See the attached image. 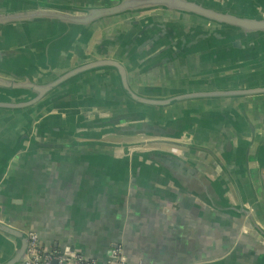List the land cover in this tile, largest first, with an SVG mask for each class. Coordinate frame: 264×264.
Returning <instances> with one entry per match:
<instances>
[{"label":"crops","instance_id":"crops-1","mask_svg":"<svg viewBox=\"0 0 264 264\" xmlns=\"http://www.w3.org/2000/svg\"><path fill=\"white\" fill-rule=\"evenodd\" d=\"M38 1L86 5L109 0ZM221 1L238 13L262 11L260 0ZM21 5L18 0H0V11L18 10L23 8ZM29 7L32 5L25 6ZM108 25L114 30L108 31ZM118 25V22H111L97 30L91 39L89 53L101 38L118 36L122 42L123 30L115 29ZM23 29L34 37L40 28L26 25ZM30 39L26 43L35 44L38 37L35 41ZM119 43L113 46L112 56L121 52ZM49 51L52 56L54 48ZM196 56L202 57L190 53L143 76L140 75L144 72L134 75L132 84L137 87L187 86L191 78L187 80L186 77L194 72ZM77 61L74 56L73 63ZM164 73L170 75L161 77ZM152 75L155 78L145 80V76ZM112 76L114 74L104 78L93 72L77 77L65 86L67 94L42 111H38L39 107L0 111V140L3 139L0 141V219L9 218L12 225L37 232L46 244L60 248L68 246L98 260H105L110 248L122 242L129 264H264V240L243 217L218 214L184 192L160 169L152 173L147 168V172L140 173V166H137L139 172L130 174L131 164L126 166L119 162L123 155L130 160H140L137 151H170L178 146L140 144L149 139L145 136L109 135L103 140L124 142L127 146L96 144L58 149L29 146L19 150L8 162L7 156L14 143L5 137L17 128L22 131L30 126V134L36 133L41 141L68 143L72 137L66 135L65 130H71L74 116L86 115L85 112L96 115L147 109L161 122L185 117L193 119V126L188 129L192 142L214 150L228 168L232 180L209 153L184 147L177 151L210 176L217 177L231 198L237 201L239 193L245 204L256 208V216L264 225V199L257 170L258 150L264 144V95L200 99L149 108L126 98L111 80ZM215 100L234 102L210 107L208 101ZM222 113L235 116L237 126L220 118ZM39 122L36 130L34 125ZM251 138L254 142L251 154H247ZM228 140H232L230 152L226 151ZM145 165L152 168L149 161ZM252 187L258 193L262 211L256 207ZM13 240L0 233V261L10 255Z\"/></svg>","mask_w":264,"mask_h":264},{"label":"water","instance_id":"water-1","mask_svg":"<svg viewBox=\"0 0 264 264\" xmlns=\"http://www.w3.org/2000/svg\"><path fill=\"white\" fill-rule=\"evenodd\" d=\"M18 1L22 2L23 8L0 11V111L16 112L32 107H39L38 111H42L68 93V90H61L62 87L93 72L104 78L114 74L111 80L126 98L149 108L200 99L264 95V66H261L264 65V0H260L262 11L255 14L238 13L221 0H109L86 5ZM27 5L32 7L25 8ZM128 15L138 16L119 23L115 28L123 30V43L118 36L101 38L89 53L91 39L97 30ZM26 25H36L40 29L33 37L24 31ZM21 30L25 33L22 34ZM111 30L114 29H108ZM36 36L35 44L26 43L30 38L35 41ZM118 42L122 45L119 47L121 52L112 56L113 46ZM53 48L51 56L49 50ZM190 53L201 54L202 57L196 56L194 72L186 77L187 80L191 78L187 86L137 87L132 84L134 75L144 72L140 75L143 76ZM74 56L78 61L73 63ZM237 60L243 61L237 63ZM243 69L248 70L238 72ZM169 75L164 73L160 76ZM145 77V80L155 78L154 75ZM85 114L72 118L71 130H65V134L72 137L68 143L41 141L36 133L30 134V126L22 131L18 128L11 131L5 137L14 143L7 156L8 162L19 150L29 146L44 149L96 144L127 146L124 142L104 141L103 138L109 135L145 136L149 139L140 144L178 146L170 151H137L141 161L133 157L130 160L123 155L119 162L126 166L131 164L130 174L139 172L137 166H140V173L147 172V168L152 173L160 169L167 178L172 177L175 185L178 184L184 192L218 214L243 217L264 240V225L256 216V208L245 204L239 193L237 201L231 198L217 177L210 176L201 166L177 151L184 147L209 153L232 180L228 168L214 150L192 142L188 129L193 126V119L176 117L161 122L154 119L147 109ZM220 118L237 126L235 116L222 113ZM249 124L253 130V124L250 121ZM34 126L37 130L40 122ZM184 138L191 142L182 141ZM253 142L251 138L247 154H251ZM231 150L232 140H228L226 151ZM147 161L152 168L145 165ZM257 170L264 199V144L258 150ZM252 190L256 207L262 211L258 193L254 187ZM28 231L12 225L9 218L0 219V233L14 239L10 255L0 264L24 263L28 258Z\"/></svg>","mask_w":264,"mask_h":264},{"label":"built area","instance_id":"built-area-1","mask_svg":"<svg viewBox=\"0 0 264 264\" xmlns=\"http://www.w3.org/2000/svg\"><path fill=\"white\" fill-rule=\"evenodd\" d=\"M28 239V258L23 264H129L122 242L110 248L105 260H98L68 246L46 244L35 231H28Z\"/></svg>","mask_w":264,"mask_h":264},{"label":"rangeland","instance_id":"rangeland-1","mask_svg":"<svg viewBox=\"0 0 264 264\" xmlns=\"http://www.w3.org/2000/svg\"><path fill=\"white\" fill-rule=\"evenodd\" d=\"M118 22V24H119V22H120V20L119 21H116L115 23H117ZM111 25V24H110ZM110 25H108V27H106V28H108V29H112V28H110ZM111 27H113V26H111ZM261 66H264L263 64H261ZM248 69H243V70H240V71H238V72H246ZM157 83H159L158 81H156ZM234 102V100H228L227 102L225 101H220V100H215V101H208V103H209V106L210 107H213V108H215L216 106H222L223 104H225L226 106L227 105H232V103ZM224 105V106H225Z\"/></svg>","mask_w":264,"mask_h":264},{"label":"flooded vegetation","instance_id":"flooded-vegetation-1","mask_svg":"<svg viewBox=\"0 0 264 264\" xmlns=\"http://www.w3.org/2000/svg\"><path fill=\"white\" fill-rule=\"evenodd\" d=\"M136 16H138V15H136ZM136 16H135V15H133V16H132V15H128V16L125 17L124 19L120 20L119 23H122V22L125 23V22L129 21L130 19L132 20V18H134V17H136ZM124 23H123V24H124ZM131 81H132V79H131ZM64 89H65V86L61 88V90H64Z\"/></svg>","mask_w":264,"mask_h":264}]
</instances>
